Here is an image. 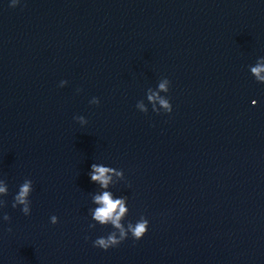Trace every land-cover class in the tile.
<instances>
[{"label": "clouds", "instance_id": "9594fccd", "mask_svg": "<svg viewBox=\"0 0 264 264\" xmlns=\"http://www.w3.org/2000/svg\"><path fill=\"white\" fill-rule=\"evenodd\" d=\"M18 3V0H12V7H15ZM251 71L255 74L258 80L264 81V76H261L260 73L264 72V66L258 65L251 69ZM159 87L161 89H165V84H160ZM149 99H153L152 96ZM160 103L163 105L165 109L170 113L172 108L165 100H161ZM92 173L91 179L92 181H98L103 187H107L111 177L107 175V173L113 171V169L105 166H99L96 164L92 165ZM117 175H121V173H116ZM32 190V181L28 180L20 188L19 193L14 197V203L12 204L13 208H16L17 204L24 205L22 212L25 215H29L30 209L29 204L30 201L27 199L30 191ZM6 192V188L0 187V193ZM95 202L100 204L101 207L97 208L94 213L95 220L99 221L101 224H106L109 221L116 229L119 230V235L115 232L110 233L107 237H99L93 242L94 247H99L103 250H108L110 247L118 246L121 242L128 238V232L122 227L119 223L121 217L125 214L126 208L124 206L123 199H112V196L109 192L105 191L102 195L96 196L94 198ZM4 205L3 202H0V206ZM5 221L9 220L10 217L5 214L3 216ZM51 223H57V217H51ZM149 222L147 219H142L140 222L136 223L133 227L131 224L129 225L128 231L131 232V236L135 240H140L144 237V235L148 231ZM91 227V226H90ZM11 229H9L10 231Z\"/></svg>", "mask_w": 264, "mask_h": 264}]
</instances>
